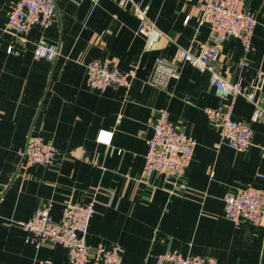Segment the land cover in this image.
<instances>
[{"label":"crops","instance_id":"1","mask_svg":"<svg viewBox=\"0 0 264 264\" xmlns=\"http://www.w3.org/2000/svg\"><path fill=\"white\" fill-rule=\"evenodd\" d=\"M134 1L149 5L157 40L138 32L130 1L60 0L49 28L16 36L5 30L11 0H0V264H70L66 247L26 242L19 225L44 205L61 220L68 199L94 201L87 242L119 246L122 264H156L168 250L213 256L218 264H264V215L256 226L236 224L223 200L249 185L264 189V117L254 120L253 104L238 97L234 118L249 122L253 143L247 151L218 145L219 127L204 110L221 102L211 74L178 59L181 48L199 54L209 40V26L200 24L204 0ZM246 7L257 19L254 47L246 51L229 37L218 46L216 69L252 85L264 75V0H246ZM41 37L59 44L54 61L37 58ZM106 57L130 72L128 88L88 86L86 64ZM158 59L174 61L179 77L156 82ZM257 98L264 107V79ZM160 109L197 141L178 185L156 172L143 175ZM100 131L112 132L111 141H99ZM31 134L59 149L52 165L21 168L19 151Z\"/></svg>","mask_w":264,"mask_h":264},{"label":"built area","instance_id":"2","mask_svg":"<svg viewBox=\"0 0 264 264\" xmlns=\"http://www.w3.org/2000/svg\"><path fill=\"white\" fill-rule=\"evenodd\" d=\"M60 0H11V10L5 30L14 35L28 33L35 25L49 28L55 21ZM77 3L90 1L98 4L100 0H72ZM130 1L133 10L140 20L138 32L151 41L157 40L161 34L154 22L149 18V5ZM200 24L209 26V40L202 46L199 54L190 48H181L178 59L190 62L201 72L209 71L210 83L215 87L221 102L217 106L206 107L205 113L214 120L220 130L218 145L247 151L252 143L254 131L249 122L234 118L237 98L243 96L254 106V120L264 117V107L257 98L264 79L260 71L259 80L252 85L230 82L223 78L216 69L219 55V44L231 36L237 37L246 51L254 47V34L257 25L255 12L246 7V0H204ZM149 40V41H150ZM9 47V51L12 50ZM58 43L50 42L41 37L36 43V56L39 59L54 61L59 53ZM177 61V60H176ZM240 65H249L241 59ZM87 84L91 89L105 91L109 87L128 88L131 85L130 72L121 70L112 58L106 57L89 61L86 64ZM154 79L156 82L167 83L170 78L179 77L178 66L174 61L158 59ZM153 133L148 139V150L145 156L143 175L156 172L167 182L178 185L189 167L197 145L196 139L187 134L170 119L166 109L155 112L152 122ZM112 132L100 131L97 139L110 142ZM21 168L31 165H52L59 149L46 141L42 136L31 134L24 148L19 151ZM264 178V174H259ZM185 187L184 184H180ZM224 210L229 219L236 224L249 223L253 226L261 223L264 215V189L249 185L235 192H228L223 197ZM94 201L87 204L68 199L64 204L61 220H55L50 206H39L27 220L19 221L25 231V241L40 246L50 242L68 249L70 264H122L121 248L117 245L104 247L99 245L91 248L87 235L91 219L95 213ZM156 264H218V260L209 255H184L178 250H168L156 257Z\"/></svg>","mask_w":264,"mask_h":264}]
</instances>
